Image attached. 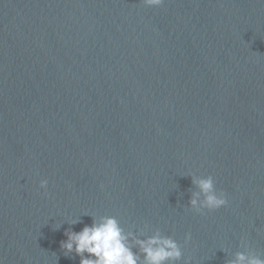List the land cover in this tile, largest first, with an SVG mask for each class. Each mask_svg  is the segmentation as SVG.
<instances>
[{"label":"water","instance_id":"95a60500","mask_svg":"<svg viewBox=\"0 0 264 264\" xmlns=\"http://www.w3.org/2000/svg\"><path fill=\"white\" fill-rule=\"evenodd\" d=\"M106 215L264 260V0H0V264H79L65 231Z\"/></svg>","mask_w":264,"mask_h":264},{"label":"clouds","instance_id":"9594fccd","mask_svg":"<svg viewBox=\"0 0 264 264\" xmlns=\"http://www.w3.org/2000/svg\"><path fill=\"white\" fill-rule=\"evenodd\" d=\"M163 2L143 0L148 8H158ZM193 183L199 192L189 203L198 213L203 215L205 211L212 212L227 206V196L223 191L219 196L216 194L212 176L196 179ZM39 186L46 190L48 181L42 180ZM200 196L203 200L199 199ZM78 222L72 221L73 224ZM64 235L67 239L61 241V249L65 254L75 253L80 258L79 264H176L183 256L181 246L172 238L161 237L157 233L147 239H136L133 233H125L114 216L94 217L90 226H84L79 232L66 230ZM130 239L132 243H129ZM190 239V234L186 235L185 243ZM133 243L139 247V253L133 252ZM185 264H188L187 260ZM232 264H264V260L238 253Z\"/></svg>","mask_w":264,"mask_h":264}]
</instances>
